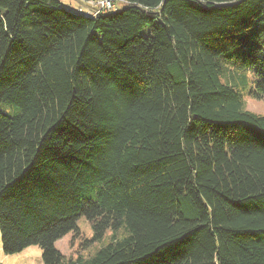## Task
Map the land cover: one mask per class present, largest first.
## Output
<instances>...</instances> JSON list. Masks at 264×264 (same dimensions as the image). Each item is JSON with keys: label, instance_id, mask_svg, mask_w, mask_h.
Masks as SVG:
<instances>
[{"label": "trees", "instance_id": "trees-1", "mask_svg": "<svg viewBox=\"0 0 264 264\" xmlns=\"http://www.w3.org/2000/svg\"><path fill=\"white\" fill-rule=\"evenodd\" d=\"M115 1L0 0L4 253L264 264V0ZM82 216L114 237L67 261Z\"/></svg>", "mask_w": 264, "mask_h": 264}, {"label": "rangeland", "instance_id": "rangeland-1", "mask_svg": "<svg viewBox=\"0 0 264 264\" xmlns=\"http://www.w3.org/2000/svg\"><path fill=\"white\" fill-rule=\"evenodd\" d=\"M72 10L87 9L88 7L79 3L78 0H61ZM248 109L257 113H264V100L252 99L248 95L244 96ZM2 106L0 105V109ZM79 230L71 231L56 242V247L65 255L67 261L78 258H89L100 248L107 245L114 237V231L108 229L100 239H94V232L90 222L84 217L78 220ZM122 230H119L121 232ZM117 232V236L118 233ZM0 263L2 264H44L42 248L39 245H31L24 250L5 254L2 247V234L0 231Z\"/></svg>", "mask_w": 264, "mask_h": 264}, {"label": "built area", "instance_id": "built-area-1", "mask_svg": "<svg viewBox=\"0 0 264 264\" xmlns=\"http://www.w3.org/2000/svg\"><path fill=\"white\" fill-rule=\"evenodd\" d=\"M89 3L91 7H88L86 11L94 15L101 11L106 12L117 8L115 0H90Z\"/></svg>", "mask_w": 264, "mask_h": 264}]
</instances>
